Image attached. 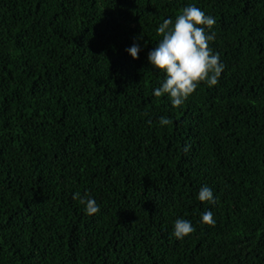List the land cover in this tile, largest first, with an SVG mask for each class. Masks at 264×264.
<instances>
[{
	"label": "trees",
	"instance_id": "1",
	"mask_svg": "<svg viewBox=\"0 0 264 264\" xmlns=\"http://www.w3.org/2000/svg\"><path fill=\"white\" fill-rule=\"evenodd\" d=\"M189 4L224 70L173 108L147 53ZM0 264H264V0H0Z\"/></svg>",
	"mask_w": 264,
	"mask_h": 264
},
{
	"label": "clouds",
	"instance_id": "2",
	"mask_svg": "<svg viewBox=\"0 0 264 264\" xmlns=\"http://www.w3.org/2000/svg\"><path fill=\"white\" fill-rule=\"evenodd\" d=\"M215 23L213 16L189 4L180 11L175 21L167 18L157 26L156 34L160 39L147 53V62L154 71L162 74L163 79L159 87L153 88V96H167L171 106L177 108L201 82L209 87L218 83L224 64L220 61L219 54L209 47L210 42L215 39ZM126 51L135 60L141 51V45L134 42ZM158 123L166 126L169 119L162 116ZM72 198L79 200L84 206L86 215H94L100 210L95 199L91 197L85 199L79 193H74ZM197 199L202 203H211L214 200L212 189L202 186ZM200 221L208 225L215 223L211 211H205ZM194 231L191 221L177 218L173 224L172 236L182 240Z\"/></svg>",
	"mask_w": 264,
	"mask_h": 264
}]
</instances>
